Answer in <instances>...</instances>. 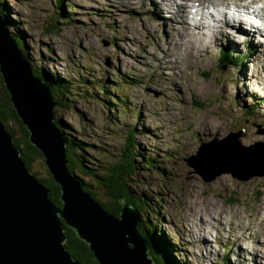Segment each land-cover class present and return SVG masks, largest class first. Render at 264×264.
Instances as JSON below:
<instances>
[{
    "label": "rangeland",
    "instance_id": "374dc122",
    "mask_svg": "<svg viewBox=\"0 0 264 264\" xmlns=\"http://www.w3.org/2000/svg\"><path fill=\"white\" fill-rule=\"evenodd\" d=\"M189 1L177 0L180 5L172 11L168 0H65L63 10L59 0H0V19L10 37L20 41L23 51L13 39L33 74H47L67 86L69 106L56 104L55 118L63 123L67 159L68 140L83 144V151L75 153L87 171L76 167L74 174L95 200L116 204L103 179L130 149L135 174L126 176V183L140 198V224L171 244L170 261L264 264V166L257 164L262 168L249 175L253 171L235 163L241 160L233 154L237 145L227 152L230 146L223 142L235 133L242 146L264 145V57L260 49L249 52L257 43L264 50V38L254 31L241 33L239 26L236 35L235 28L222 32L224 37L217 34V41L218 21L209 15L201 23L197 6H234L233 0ZM243 5L262 7L264 0ZM195 20L204 27L194 26ZM225 48L244 62L221 65ZM3 85L0 71V92ZM9 121L3 123L7 130L20 136L18 124ZM219 144L230 157L208 162L211 150L220 153L215 151ZM200 151L207 152L206 161L196 168L190 162ZM217 171L223 172L215 176ZM32 174L39 181L50 178L45 158L33 162ZM49 198L53 202L50 191ZM209 223L214 227L199 229Z\"/></svg>",
    "mask_w": 264,
    "mask_h": 264
},
{
    "label": "water",
    "instance_id": "95a60500",
    "mask_svg": "<svg viewBox=\"0 0 264 264\" xmlns=\"http://www.w3.org/2000/svg\"><path fill=\"white\" fill-rule=\"evenodd\" d=\"M18 50L0 19L2 77L30 142L41 151L51 175L61 186L63 206L51 202L49 191L25 166L13 136L0 120V264H81L65 247V227L89 245L99 264H154L147 255V241L139 234L137 210L123 201L118 219L85 192L79 179L70 173L53 95L33 75L29 62ZM239 137L235 133L230 136L232 142L250 153L260 145L242 146ZM198 156L190 162L196 168L206 161Z\"/></svg>",
    "mask_w": 264,
    "mask_h": 264
},
{
    "label": "trees",
    "instance_id": "16d2710c",
    "mask_svg": "<svg viewBox=\"0 0 264 264\" xmlns=\"http://www.w3.org/2000/svg\"><path fill=\"white\" fill-rule=\"evenodd\" d=\"M61 4V9L63 10V4L65 0H59ZM4 7L0 6V14L4 18V14L2 13L4 10ZM63 17V16H62ZM14 41L18 44L20 49L22 48L20 45V41L13 36ZM22 50V49H21ZM230 50V52H229ZM23 51V50H22ZM224 52V53H223ZM232 54V56H231ZM226 55V56H225ZM240 57H238L234 52L228 48L225 49V51L220 52V58L219 63L222 65L229 64L230 66H233L235 64L237 67L238 63L237 60ZM223 59V60H222ZM225 59V62H224ZM221 60V61H220ZM228 62V63H227ZM235 62V63H234ZM232 63V64H231ZM35 76L39 78L45 85L49 88L50 92L53 95L55 103L59 107H67L69 106L67 99L64 98V94L67 92V86L64 84V82H60L58 79H54L52 76H48L47 74H41L34 72ZM3 82V81H2ZM122 102H125L124 99H122ZM56 114V111H55ZM0 120L7 124L9 120L15 121L18 125L17 127L19 130H21L20 136L16 134L15 131L12 129L10 130L11 135L14 138V142L17 147H19L22 151V159L27 164V167L32 172V164L35 160L44 159L43 154L30 143V134L27 130V128L23 125L22 121L19 119L13 104L11 103V96L9 92L7 91L6 87L3 85V90L0 92ZM10 122V121H9ZM58 126H60V123L62 121H57ZM61 128V126H60ZM63 131V130H62ZM129 140L131 142L134 141L136 138V131H132L129 135ZM66 139H68L66 137ZM68 147L69 153H68V169L71 171L70 173L75 176L74 171L75 168H81L83 170V173H86L87 170H84V167L82 166L81 160L79 158V154H76L77 148H81L79 150L83 151L82 149V143L74 142L68 140ZM133 148L132 146H129ZM73 150V153H72ZM129 155L127 153L119 160L118 163L114 165L113 170L110 172V176L103 179V182H107L106 187L109 189V194L113 197V199L116 201V204L110 203L105 204L102 202H99L101 206L108 211L109 213L119 216L120 211L122 209V202L125 200L129 203V205L134 206L141 218L142 215V207L140 205V198H134L132 196L131 191L129 190L127 183H126V176H132L135 174V165L134 161L135 158H133V153H130L131 150L128 149ZM76 159V160H75ZM80 161V162H79ZM151 162V161H149ZM49 190L51 194L52 201L59 207L62 206V202L60 201V186L55 183L53 176L50 175L49 179H42L40 180ZM80 181V180H79ZM83 185V190L87 193H89L91 196L95 198L94 193L89 189L88 187H85L82 180L80 181ZM134 198L133 200L131 198ZM96 199V198H95ZM140 231L142 235L146 238L147 242L150 246V256L153 257L154 263L156 264H180L177 260L170 261L169 254L173 252V247L169 242L166 240H162L158 238L156 234H151L144 223L140 224ZM65 234H66V242L65 247L69 251V253L73 256V258L77 261H79L81 264H99L95 258L93 253L90 251L89 245H87L85 242L81 241L76 232L69 228L65 227Z\"/></svg>",
    "mask_w": 264,
    "mask_h": 264
},
{
    "label": "bare ground",
    "instance_id": "6f19581e",
    "mask_svg": "<svg viewBox=\"0 0 264 264\" xmlns=\"http://www.w3.org/2000/svg\"><path fill=\"white\" fill-rule=\"evenodd\" d=\"M168 1H171L172 2V11H174V10H177V8L179 7V5H180V3H178L177 2V0H168ZM181 1H183V0H181ZM191 1H193V0H190L189 2H191ZM196 2H198L199 3V1L198 0H195ZM201 1H203V0H201ZM221 1H225V0H221ZM260 1L261 0H233L232 1V3H233V5L235 6L234 7V9L233 10H235L236 12H235V14H234V16L233 17H230L226 12H225V10H223L225 7V5L224 4H213V6L211 5V7H212V9H214V10H217L219 13H220V15L222 16V18H223V21H224V26L223 25H221V26H219L218 24H216L215 25V34L213 35L216 39H217V41H218V35L217 34H219L221 37H224V34L222 33V32H224V33H226V32H229L231 29L232 30H234V25H230V24H226V22H234L235 20L237 21H239V25H245L246 27H247V29H249V30H252V31H245L244 29H245V27L243 28V27H239V25H238V27H239V29L241 28L242 29V32L241 33H245V34H249V33H251V32H256L255 34H256V36L258 35L259 37H263L264 38V29H263V27H262V22H260V25H259V29H258V27H256V26H253L252 25V23L254 22V20H249L248 19V17H247V13L246 12H254V13H256L260 18H264V6H259V8H260V10L259 11H257V10H255V9H253V8H251V7H248V6H246V5H243V3H250V4H252V5H259V3H260ZM164 4H165V2H163ZM182 5H184V3L182 4ZM188 5V4H187ZM203 4L202 3H199L198 4V6H197V9H198V15H199V18H200V22L201 23H203V20H206V19H208V16L210 15V17H212L211 19H214V20H216V21H218V19H216L215 17H213L211 14H209L208 13V11L206 10L207 9V6H206V8L205 7H203L202 6ZM187 7V6H186ZM191 7V11H194V8L192 7V6H189V8ZM187 11V10H186ZM261 11V12H260ZM156 12H157V10H156ZM190 11L188 10V12L187 13H189ZM157 15H158V12H157ZM184 16L187 18V15L185 14V12H184ZM243 18H247L248 20H249V23H245L244 22V19ZM196 21V20H195ZM175 22V24H178V26L180 25L181 27H184L183 26V24H180V23H177L176 21H174ZM264 22V21H263ZM173 23V22H172ZM181 23H182V21H181ZM200 23V25H198V23H197V21L196 22H194V26H196V27H199L200 29L201 28H203L204 27V25L203 24H201ZM223 23V22H222ZM210 25H211V23H210ZM238 27H236L235 29H236V32L234 31V33H235V35H236V33H237V28ZM180 28V27H179ZM257 31H259V34L257 33ZM253 32V33H254ZM200 33V32H199ZM199 33H197L196 34V37L197 36H199ZM241 33H239L238 35H240ZM253 33H251L250 34V36L253 34ZM238 35H237V37H238ZM242 35V34H241ZM260 35H262V36H260ZM224 39V38H223ZM249 39L251 40V37H249ZM261 39V38H260ZM257 40H259L258 38H257ZM224 41V40H223ZM222 41V42H223ZM239 41V40H238ZM245 41H246V39L243 41V43H245ZM219 43V42H218ZM238 45V44H237ZM238 46H240V45H238ZM230 48L232 47V46H229ZM225 49H227V48H225ZM232 49V48H231ZM254 49H260L261 51H262V56L264 57V50H263V48L261 47V46H259V44L257 43L256 44V46L252 49V50H250L249 52H252ZM204 49H198V53H200V52H202ZM248 50H249V48H247L245 51H247L248 52ZM225 51V50H224ZM229 52H230V50H229ZM224 53V52H223ZM218 54V53H217ZM258 54H261V52H259V50L258 51H256L255 53H254V55L252 56V59L253 60H256V58L259 56ZM226 56V55H225ZM231 56H232V54H231ZM233 57V56H232ZM223 60V59H222ZM221 61V60H220ZM224 62H225V59H224ZM238 62H244L243 60H241L240 58L237 60V63ZM228 63V62H227ZM232 64V63H231ZM223 65V64H222ZM226 65V64H225ZM224 67V66H223ZM34 75V74H33ZM246 80L245 81H247L248 80V78H245ZM250 110V109H249ZM248 112V111H247ZM55 114V113H54ZM8 129V128H7ZM9 131V130H8ZM225 140H227V143H225V147H229L230 146V149H228V150H226L227 152L228 151H231L232 150V148H233V146H232V143H234V142H232V140H231V138L230 137H228L227 139H225ZM15 141V140H14ZM220 143V142H219ZM236 144V143H235ZM237 145V144H236ZM262 148H264V146H258V147H256V148H254L252 151H253V155L252 156H249V155H246L245 157H242L245 153H247L248 154V151H245L244 149H242V148H240L239 147V145H237L234 149H233V154H235L236 153V157H238V158H240L241 160H238L237 159V161H235V163H239V164H241L242 165V167L244 168V169H246V168H248L249 170H251V171H253V173H249V175L250 174H255L256 172V170L258 169V168H262V167H260L259 165H257V164H261V166H264V149H262ZM218 149L220 150V149H224V148H221L220 146H218ZM260 149V150H259ZM20 150V149H19ZM214 151V149L213 150H211L210 152L212 153ZM226 151H220V153L219 154H211V155H208V162H210V161H217L215 158H217L219 161L221 160V158L223 159H228L230 156L229 155H226ZM218 151H216V153H217ZM224 153V154H223ZM201 155V154H200ZM224 155H226V156H224ZM204 156H206V154L205 155H201V157H203L204 158ZM200 157V158H201ZM246 157H251V158H246ZM202 158V159H203ZM211 158V159H210ZM196 160H200V159H196ZM232 160V159H231ZM69 161V160H68ZM25 164V163H24ZM210 163H207V165H209ZM254 166H255V170H253L254 169ZM69 168V167H68ZM30 170V169H29ZM70 170V169H69ZM223 171H225V170H223ZM71 172V171H70ZM227 172V171H226ZM225 172V173H226ZM217 176L218 175H220V174H216ZM245 176L247 177L248 175H246L245 174ZM36 177V176H35ZM238 178H240V179H242L243 177H239V176H237ZM249 177V176H248ZM261 177V176H260ZM48 189V188H47ZM50 191V190H49ZM99 203V202H98ZM57 206V205H56ZM211 216H212V214H211ZM208 225H210V226H213L214 227V225L212 224V223H209V224H205L204 226H200V230H202V231H205V229H206V227H208ZM212 228V227H211ZM261 229H262V227H261ZM206 243H208V245H210V243L206 240ZM204 246H206L205 245V241H204ZM241 251V250H240ZM73 257V256H72ZM240 258V257H239ZM256 260L258 259V258H255ZM239 260H242V259H239ZM258 263H260V262H258ZM258 263H256V264H258Z\"/></svg>",
    "mask_w": 264,
    "mask_h": 264
}]
</instances>
